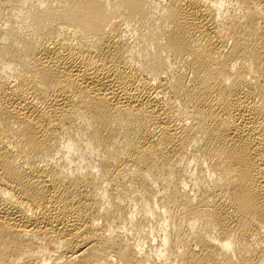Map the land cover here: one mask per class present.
Masks as SVG:
<instances>
[{
	"label": "bare ground",
	"instance_id": "1",
	"mask_svg": "<svg viewBox=\"0 0 264 264\" xmlns=\"http://www.w3.org/2000/svg\"><path fill=\"white\" fill-rule=\"evenodd\" d=\"M0 264H264V0H0Z\"/></svg>",
	"mask_w": 264,
	"mask_h": 264
}]
</instances>
